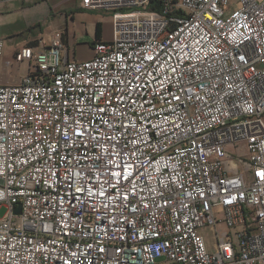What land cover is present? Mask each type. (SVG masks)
I'll list each match as a JSON object with an SVG mask.
<instances>
[{"label": "built area", "instance_id": "obj_1", "mask_svg": "<svg viewBox=\"0 0 264 264\" xmlns=\"http://www.w3.org/2000/svg\"><path fill=\"white\" fill-rule=\"evenodd\" d=\"M79 7L92 59L40 34L0 84V264H264V0Z\"/></svg>", "mask_w": 264, "mask_h": 264}, {"label": "crops", "instance_id": "obj_2", "mask_svg": "<svg viewBox=\"0 0 264 264\" xmlns=\"http://www.w3.org/2000/svg\"><path fill=\"white\" fill-rule=\"evenodd\" d=\"M72 2L73 0H0V39L6 40L1 64V85H18L22 77L29 73L27 63L15 62V53L25 44L35 41L41 33L47 36L58 29L61 30L63 23H66L64 40L69 61L93 58V45L96 39L93 45H90L92 55L77 58L75 48L78 37L75 36V31H77L76 27H87L83 23V18L88 16V13L83 12L80 7L70 8ZM99 23H101L99 19L94 21V30ZM83 31L85 32L86 29ZM70 39L75 46H69ZM101 40L110 41L105 39L103 34Z\"/></svg>", "mask_w": 264, "mask_h": 264}, {"label": "rangeland", "instance_id": "obj_3", "mask_svg": "<svg viewBox=\"0 0 264 264\" xmlns=\"http://www.w3.org/2000/svg\"><path fill=\"white\" fill-rule=\"evenodd\" d=\"M79 3L80 0H73L70 8H79ZM85 13H88V16L83 18V23L86 24L87 27H76L77 31H75V36L78 37L77 39V45H76V54H77V58H84V57H88L90 55H92L91 49H90V45H93L94 39H95V30L93 27V23L94 21H96V19H99L102 23L103 29H102V34L103 37L107 40H111L112 38V21H111V17L114 13L112 12H89V11H83ZM98 15H100V17H97ZM81 26V25H80ZM66 28V23H63V28L60 30V32L64 33V29ZM86 29V31L84 32L83 30ZM59 30V29H58ZM43 34V33H41ZM74 36V35H73ZM75 46V44H72V41L70 39V44L69 46L71 47ZM246 158H248V154L245 151V148L242 147L240 150L239 154L235 155V160L238 162H241L242 167H245L244 163H246ZM240 165V167H241ZM7 213L6 208H1L0 209V217L4 216ZM234 232V231H233ZM235 233V232H234ZM211 241L209 243V246H212L211 242H212V237ZM166 262V260L161 259L160 262Z\"/></svg>", "mask_w": 264, "mask_h": 264}, {"label": "trees", "instance_id": "obj_4", "mask_svg": "<svg viewBox=\"0 0 264 264\" xmlns=\"http://www.w3.org/2000/svg\"><path fill=\"white\" fill-rule=\"evenodd\" d=\"M102 29H103V26L101 23H99L97 25V28L95 29V39H96V42L97 41H100L101 38H102Z\"/></svg>", "mask_w": 264, "mask_h": 264}, {"label": "water", "instance_id": "obj_5", "mask_svg": "<svg viewBox=\"0 0 264 264\" xmlns=\"http://www.w3.org/2000/svg\"><path fill=\"white\" fill-rule=\"evenodd\" d=\"M16 213H20V208L16 210Z\"/></svg>", "mask_w": 264, "mask_h": 264}]
</instances>
